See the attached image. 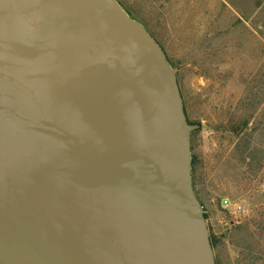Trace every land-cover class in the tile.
<instances>
[{
	"label": "water",
	"instance_id": "1",
	"mask_svg": "<svg viewBox=\"0 0 264 264\" xmlns=\"http://www.w3.org/2000/svg\"><path fill=\"white\" fill-rule=\"evenodd\" d=\"M194 128L116 0H0V264H215Z\"/></svg>",
	"mask_w": 264,
	"mask_h": 264
},
{
	"label": "rangeland",
	"instance_id": "2",
	"mask_svg": "<svg viewBox=\"0 0 264 264\" xmlns=\"http://www.w3.org/2000/svg\"><path fill=\"white\" fill-rule=\"evenodd\" d=\"M175 72L215 264H264V0H116ZM225 200V204H223Z\"/></svg>",
	"mask_w": 264,
	"mask_h": 264
},
{
	"label": "built area",
	"instance_id": "3",
	"mask_svg": "<svg viewBox=\"0 0 264 264\" xmlns=\"http://www.w3.org/2000/svg\"><path fill=\"white\" fill-rule=\"evenodd\" d=\"M222 202H223V204H225V203H226V202H225V200H223Z\"/></svg>",
	"mask_w": 264,
	"mask_h": 264
},
{
	"label": "trees",
	"instance_id": "4",
	"mask_svg": "<svg viewBox=\"0 0 264 264\" xmlns=\"http://www.w3.org/2000/svg\"><path fill=\"white\" fill-rule=\"evenodd\" d=\"M127 13V12H126ZM168 61V60H167ZM170 64V63H169ZM191 123V122H190ZM209 242H210V240H209ZM210 245H211V243H210Z\"/></svg>",
	"mask_w": 264,
	"mask_h": 264
}]
</instances>
